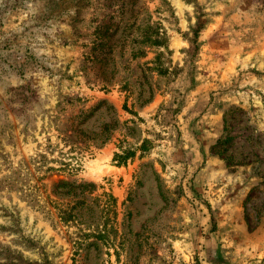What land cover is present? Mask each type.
Listing matches in <instances>:
<instances>
[{
    "label": "rangeland",
    "instance_id": "1",
    "mask_svg": "<svg viewBox=\"0 0 264 264\" xmlns=\"http://www.w3.org/2000/svg\"><path fill=\"white\" fill-rule=\"evenodd\" d=\"M0 264H264V0H0Z\"/></svg>",
    "mask_w": 264,
    "mask_h": 264
},
{
    "label": "trees",
    "instance_id": "2",
    "mask_svg": "<svg viewBox=\"0 0 264 264\" xmlns=\"http://www.w3.org/2000/svg\"><path fill=\"white\" fill-rule=\"evenodd\" d=\"M146 31L147 32L144 34L143 41H147V43H149V44H159L158 39H157L158 38V32H156V31L149 32V30H146ZM151 33H153V35ZM150 36H152L153 38ZM59 185L69 186L71 192H75L76 189L80 187V185H70L68 182H61V181H58L56 183L55 187H57ZM60 213H61L60 217L63 218L64 220H66L69 217H72V214L70 212L66 211L65 209H62L60 211Z\"/></svg>",
    "mask_w": 264,
    "mask_h": 264
}]
</instances>
